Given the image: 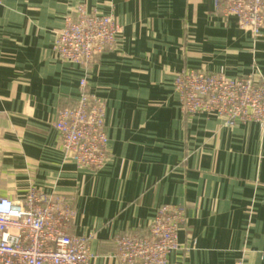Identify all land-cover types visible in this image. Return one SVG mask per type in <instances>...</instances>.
<instances>
[{
	"label": "crops",
	"instance_id": "crops-1",
	"mask_svg": "<svg viewBox=\"0 0 264 264\" xmlns=\"http://www.w3.org/2000/svg\"><path fill=\"white\" fill-rule=\"evenodd\" d=\"M77 7L120 27L86 81L106 103L99 169L66 159L53 127L79 95L81 65L54 50ZM190 68L264 77V31L252 37L213 0H0V196H62L70 233L90 235V264H118L115 235L145 234L167 203L186 216L168 264H264V130L183 113L173 78Z\"/></svg>",
	"mask_w": 264,
	"mask_h": 264
},
{
	"label": "built area",
	"instance_id": "built-area-1",
	"mask_svg": "<svg viewBox=\"0 0 264 264\" xmlns=\"http://www.w3.org/2000/svg\"><path fill=\"white\" fill-rule=\"evenodd\" d=\"M213 1L222 17H233L252 37L264 31V0ZM119 33L111 13L83 7L67 14L56 33V54L83 69L76 102L61 107L53 121L64 157L80 168L99 169L107 160L106 103L87 91L86 81L95 58L115 47ZM173 86L185 114L215 115L225 125L255 122L264 130V77L190 68L175 74ZM74 214L62 196L32 186L17 200L0 196V264H90V235L70 233ZM185 220L181 206L163 204L145 234L115 235L113 256L118 264H168L169 254L181 247Z\"/></svg>",
	"mask_w": 264,
	"mask_h": 264
}]
</instances>
